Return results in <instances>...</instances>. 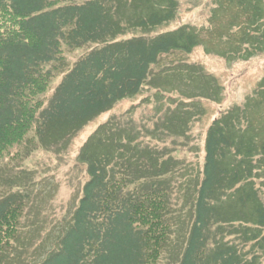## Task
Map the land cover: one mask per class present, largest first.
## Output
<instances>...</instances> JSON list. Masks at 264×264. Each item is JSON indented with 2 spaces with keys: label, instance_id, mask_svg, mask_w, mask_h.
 I'll list each match as a JSON object with an SVG mask.
<instances>
[{
  "label": "trees",
  "instance_id": "trees-1",
  "mask_svg": "<svg viewBox=\"0 0 264 264\" xmlns=\"http://www.w3.org/2000/svg\"><path fill=\"white\" fill-rule=\"evenodd\" d=\"M216 6L212 39L217 16L235 11L216 54L240 45L243 57L264 54V0ZM178 14V0H0V161L27 145L68 151L87 125L140 95L163 56L203 46V30L189 25L150 37ZM92 45L66 69V51ZM262 100L264 86L212 124L200 184L180 210L170 172L141 174L130 135L116 121L102 126L80 154L90 180L74 224L41 264H264V111L251 114ZM27 208L23 192L0 200V264L20 240Z\"/></svg>",
  "mask_w": 264,
  "mask_h": 264
},
{
  "label": "rangeland",
  "instance_id": "rangeland-1",
  "mask_svg": "<svg viewBox=\"0 0 264 264\" xmlns=\"http://www.w3.org/2000/svg\"><path fill=\"white\" fill-rule=\"evenodd\" d=\"M178 1L176 21L155 29L150 37L189 25L203 30V46L190 55L174 52L163 56L152 67L153 78L140 95L120 102L87 125L72 144L67 145L68 151L59 153L57 146L45 151L37 145H27L22 150L15 148L0 161V200L10 192H23L28 196L20 240L2 264H41L58 249L61 237L66 236L74 224L83 189L90 180L87 164L80 160L81 151L108 122L116 121L114 126L124 128V134H129L128 138L133 141L132 146L136 144L138 168L141 162L145 168L141 174L154 179L160 171L170 172L172 176L168 178L175 188L173 203L179 210L186 204L183 199L187 193L194 194L204 168L208 131L217 119L234 107L245 106L264 86V54L243 57L247 49L238 45V51L226 46L228 56L225 58L217 55L216 52L223 51H216V38L229 34L235 11L217 16L212 39L207 32L212 26L218 0ZM142 34L136 31L133 36ZM95 48L98 47L92 45L66 51V69L73 68ZM61 80L62 76L56 78L45 95L47 105ZM254 106L252 116L263 113L264 103L260 106L254 102ZM253 121L259 122L256 118ZM260 122L264 128V120ZM16 154H21V158ZM164 161L168 163L162 168ZM261 196L264 200V191Z\"/></svg>",
  "mask_w": 264,
  "mask_h": 264
}]
</instances>
